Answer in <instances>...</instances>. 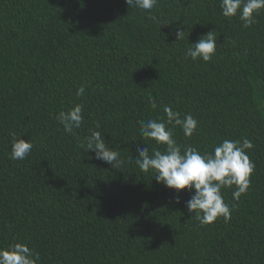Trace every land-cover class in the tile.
I'll use <instances>...</instances> for the list:
<instances>
[{"label": "trees", "instance_id": "16d2710c", "mask_svg": "<svg viewBox=\"0 0 264 264\" xmlns=\"http://www.w3.org/2000/svg\"><path fill=\"white\" fill-rule=\"evenodd\" d=\"M255 19L244 28L220 0H159L150 13L125 0H0V247L26 243L38 264H264V9ZM214 30L211 61L185 58ZM78 103L84 122L66 134L55 116ZM164 105L198 121L190 138L174 129L182 146L253 142L247 193L222 192L235 204L228 222L201 226L187 190L176 204L135 164L142 144L162 149L138 121L166 119ZM91 131L123 168L82 147ZM12 133L33 142L22 161L9 158Z\"/></svg>", "mask_w": 264, "mask_h": 264}, {"label": "clouds", "instance_id": "9594fccd", "mask_svg": "<svg viewBox=\"0 0 264 264\" xmlns=\"http://www.w3.org/2000/svg\"><path fill=\"white\" fill-rule=\"evenodd\" d=\"M159 0H125L128 8L151 12ZM221 14L226 18L237 17L244 28L256 23V15L264 9V0H220ZM149 19H155L149 15ZM183 25L177 26L173 33L177 43L185 39ZM217 49V36L209 31L195 43L187 45L185 58L193 62L212 60ZM85 95V87L81 85L76 96ZM153 110L157 109L156 99L149 97ZM83 104H74L67 110H61L55 119L63 126L66 134L74 135V129H79L84 122ZM166 119L149 117L138 121L139 133L145 140L154 141L156 145L149 152L146 144L137 147L135 164L143 173H155V180L169 190H174L176 204L181 203L180 193L187 190L190 199L185 207L192 218L198 220L201 226L211 225L218 218L225 222L231 219L235 204L229 205L223 197L224 189H232V199L238 202L251 186V176L256 165L250 159L248 151L254 144L248 138L242 140L224 139L214 145L211 152L201 153L196 147L179 144L175 138L174 129L179 127L185 137H192L198 129V121L191 114H181L169 105L163 106ZM99 128V125H97ZM34 147L31 139L25 141L12 133L9 158L24 160ZM82 147L87 152H93L94 159L107 163L112 169H121L125 160L120 153L111 149L105 142L100 131H91L85 137ZM132 158H129L131 160ZM40 254L31 249L26 243L16 242L6 247H0V264H38Z\"/></svg>", "mask_w": 264, "mask_h": 264}]
</instances>
